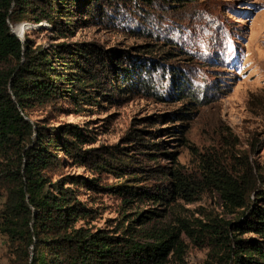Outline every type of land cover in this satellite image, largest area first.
<instances>
[{
    "label": "trees",
    "instance_id": "1",
    "mask_svg": "<svg viewBox=\"0 0 264 264\" xmlns=\"http://www.w3.org/2000/svg\"><path fill=\"white\" fill-rule=\"evenodd\" d=\"M101 1L0 0V234L8 264H185L186 242L207 250L204 264H264V175L248 156L227 162L208 155L191 173L173 160V153L161 152L169 142L159 136H179L187 145V121L200 106L183 72L171 75L164 96L150 76L159 61L143 63L87 43H59L48 50L24 32L18 38L19 25L27 20L48 22L60 39L74 36L78 28L93 24L92 15L103 12ZM140 1L150 5L154 0ZM164 45L163 55L172 58L173 44ZM177 52L176 57L182 54ZM135 91L181 105L130 127L123 146L92 147L98 136L93 128L55 125L66 103L78 115ZM38 112L42 118L32 121ZM161 121L168 125L155 123ZM161 154L172 157L175 166L145 168L135 157L156 161ZM70 167L88 170L90 176L64 173ZM137 170L148 175L138 179ZM109 176L115 183L105 181ZM81 190L89 192L86 200ZM213 193L219 197L220 216L176 217L173 226L145 232L139 228L159 217L158 210L124 214L123 209L121 218L108 220L104 228L93 225L99 218L98 195H113L131 209L148 202L189 203Z\"/></svg>",
    "mask_w": 264,
    "mask_h": 264
},
{
    "label": "rangeland",
    "instance_id": "2",
    "mask_svg": "<svg viewBox=\"0 0 264 264\" xmlns=\"http://www.w3.org/2000/svg\"><path fill=\"white\" fill-rule=\"evenodd\" d=\"M172 1L154 0L144 5L140 0H105L100 2L103 12L92 15L93 24L78 28L74 36L60 39L48 22L35 24L31 20L19 25V35L23 38L26 34L36 45L48 50L59 43H87L108 54L112 51L127 53L132 55V60L143 63L159 61L157 70L150 71V76L164 96L171 88V75L176 70L183 72L192 85L191 90L196 91L200 106L187 121L183 138L187 145L180 142L179 136H159L157 140L169 142L161 152L173 153V160L191 173L197 172L200 159L208 155L227 162H233L232 157H238L234 162H239V156L247 155L249 162L264 175V0ZM167 41L176 49L170 59L163 55ZM177 51L182 54L176 57ZM128 60L122 62L124 66ZM108 90L114 95L113 90ZM114 96L117 98L116 94ZM180 105L181 102H161L135 91L111 103L86 107L85 112L78 115L73 112L77 108L66 103L67 111L55 125L69 123L93 128L98 136L92 147L123 146L122 138L130 127L146 125L149 123L146 118L165 114ZM40 118L42 113L38 112L31 120ZM155 123L162 127L168 125L164 121ZM167 154L157 155L156 161L135 157L145 168L157 164L175 166ZM64 173L90 176L88 170L75 167L65 169ZM137 174L142 175L137 176L138 179L148 175L138 170ZM105 181L113 184L116 180L109 176ZM89 195L81 190L80 198L86 200ZM95 199L99 212V218L93 223L95 228H104L108 220L120 219L123 209L124 214L158 210L159 217L139 228L145 232L173 226L176 217L204 219L205 215L222 214L219 197L214 193L204 194L189 203L148 202L135 204L131 209L122 207L120 199L113 195H98ZM186 243L185 264H204L207 250ZM8 263L6 241L0 234V264Z\"/></svg>",
    "mask_w": 264,
    "mask_h": 264
},
{
    "label": "bare ground",
    "instance_id": "3",
    "mask_svg": "<svg viewBox=\"0 0 264 264\" xmlns=\"http://www.w3.org/2000/svg\"><path fill=\"white\" fill-rule=\"evenodd\" d=\"M14 32V31H13ZM15 33V32H14ZM16 34V33H15ZM17 35V34H16ZM17 37H18V35H17ZM18 38H20V37H18ZM20 39H22V38H20Z\"/></svg>",
    "mask_w": 264,
    "mask_h": 264
},
{
    "label": "water",
    "instance_id": "4",
    "mask_svg": "<svg viewBox=\"0 0 264 264\" xmlns=\"http://www.w3.org/2000/svg\"><path fill=\"white\" fill-rule=\"evenodd\" d=\"M12 34L16 35L13 31H12ZM17 36V35H16ZM20 39V38H19Z\"/></svg>",
    "mask_w": 264,
    "mask_h": 264
}]
</instances>
